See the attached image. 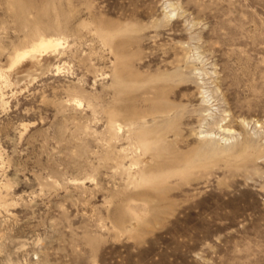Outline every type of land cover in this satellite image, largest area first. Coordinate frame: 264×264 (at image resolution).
Instances as JSON below:
<instances>
[{"label": "rangeland", "instance_id": "rangeland-1", "mask_svg": "<svg viewBox=\"0 0 264 264\" xmlns=\"http://www.w3.org/2000/svg\"><path fill=\"white\" fill-rule=\"evenodd\" d=\"M0 264H264V0H0Z\"/></svg>", "mask_w": 264, "mask_h": 264}, {"label": "bare ground", "instance_id": "bare-ground-1", "mask_svg": "<svg viewBox=\"0 0 264 264\" xmlns=\"http://www.w3.org/2000/svg\"><path fill=\"white\" fill-rule=\"evenodd\" d=\"M29 2V1H28ZM46 2V1H45ZM26 3V2H25ZM25 5V4H24ZM60 44H61V38H53V37H40V39L39 40H37V42H35V43H33L32 44V46H31V48L29 49V50H26V51H23V52H21V53H19L18 55H17V60H20L21 58H23L24 56H26L27 55V53H29V52H39V53H43L44 51H47V50H49V49H52V50H54V49H56V48H58L59 46H60ZM164 77V76H163ZM158 91V90H157ZM151 95H154V94H151ZM165 98V97H164ZM166 101V100H165ZM170 102V101H169ZM174 103V102H173ZM156 104V103H155ZM164 105H166V104H164ZM172 105V104H171ZM166 106H169V105H166ZM177 106V105H176ZM175 106V107H176ZM150 107V106H149ZM161 107V106H160ZM164 107V106H163ZM154 108V107H153ZM152 108V109H153ZM156 108H157V106H156ZM177 108V107H176ZM164 109V108H163ZM158 110V109H157ZM165 110V109H164ZM151 111V110H150ZM151 112H153V111H151ZM160 112H163V110L161 111L160 110ZM164 112H166V111H164ZM167 112H169V110H167ZM151 114V113H150ZM152 115V114H151ZM114 116V115H113ZM113 116H111L112 118H115V117H113ZM116 116V115H115ZM158 117V116H157ZM117 119V118H116ZM165 127H167V126H165ZM155 129V128H154ZM158 129V128H157ZM153 130V129H152ZM160 130H162V129H160ZM146 131V130H145ZM148 131V130H147ZM146 131V132H147ZM158 132V131H157ZM161 132V131H160ZM145 133V132H144ZM153 133V132H152ZM152 133H151V135H152ZM156 133V132H155ZM143 134V133H142ZM160 134H162V133H160ZM155 135V134H154ZM155 136H157V134L155 135ZM151 137H153V136H151ZM150 139H146V138H144V139H140L139 140V142H140V144L142 145V146H144L146 149L149 147V145L147 144V141H149ZM158 141H159V139H158ZM151 142H153V141H151ZM153 146V145H152ZM205 146V145H204ZM154 147V146H153ZM158 147V146H157ZM161 147H159V149H160ZM149 149V148H148ZM154 150H155V148H154ZM158 151H160V150H158ZM160 153V152H159ZM166 154H168V153H166ZM161 156V155H160ZM173 156V155H172ZM156 157H157V155H156ZM166 157V156H165ZM169 157H170V155H169ZM157 158H159V157H157ZM174 158H176V157H174ZM171 159V158H170ZM178 159V158H177ZM168 160V159H167ZM167 162V161H166ZM173 162V161H172ZM178 163V162H177ZM172 165V164H171ZM189 168H192L191 166L189 167ZM194 168V167H193ZM146 174H148V173H146ZM145 175V174H144ZM142 176V175H141ZM145 177V176H144ZM154 177H159L158 175H154ZM142 179H143V177H141ZM146 178V177H145ZM147 180H149V181H151L152 180V182L154 181L155 182V180H153L152 179V177H150V178H148L147 177V179H146V181ZM156 180H157V178H156ZM160 180V179H159ZM158 180V181H159ZM141 181V180H140ZM148 181V182H149ZM143 182V181H142ZM152 182H150V183H152ZM157 182V181H156ZM146 183V182H145ZM146 184H149V183H146ZM158 188V187H157ZM163 190V189H162Z\"/></svg>", "mask_w": 264, "mask_h": 264}]
</instances>
